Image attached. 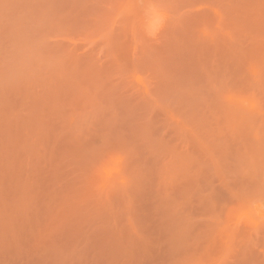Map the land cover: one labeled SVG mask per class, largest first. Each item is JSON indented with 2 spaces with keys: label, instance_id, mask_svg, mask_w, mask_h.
Listing matches in <instances>:
<instances>
[{
  "label": "rangeland",
  "instance_id": "obj_1",
  "mask_svg": "<svg viewBox=\"0 0 264 264\" xmlns=\"http://www.w3.org/2000/svg\"><path fill=\"white\" fill-rule=\"evenodd\" d=\"M0 264H264V0H0Z\"/></svg>",
  "mask_w": 264,
  "mask_h": 264
}]
</instances>
